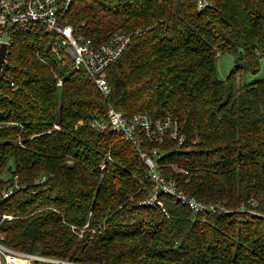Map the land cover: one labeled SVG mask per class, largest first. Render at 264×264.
<instances>
[{"label":"trees","instance_id":"trees-1","mask_svg":"<svg viewBox=\"0 0 264 264\" xmlns=\"http://www.w3.org/2000/svg\"><path fill=\"white\" fill-rule=\"evenodd\" d=\"M209 2L70 0L63 16L94 45L142 29L104 69L106 96L55 34L12 36L0 71V187L11 174L27 185L0 198L11 215L3 244L65 264H264V76L236 86L264 57V0ZM223 52L234 64L218 79ZM108 104L175 116L184 141L157 145L159 169L215 210L194 214L163 193L161 206L141 203L151 183L136 148L89 123Z\"/></svg>","mask_w":264,"mask_h":264},{"label":"built area","instance_id":"built-area-1","mask_svg":"<svg viewBox=\"0 0 264 264\" xmlns=\"http://www.w3.org/2000/svg\"><path fill=\"white\" fill-rule=\"evenodd\" d=\"M69 3L70 0H0V44L7 45V52L12 36L17 32L38 29L55 34L58 39L54 43L66 52L75 67L85 69L101 94L106 96L109 86L103 75L104 69L120 56L130 37L139 34L142 29L135 27L130 31H114L105 42L94 45L89 37L74 33L71 24L63 16ZM210 4L209 0H195L197 9ZM10 84L12 85V82ZM89 123L97 129L119 131L121 136L136 148L151 183L149 194L140 201L141 203L161 206L158 195L163 193L185 204L194 214L202 208L215 210L212 204L204 205L186 193L173 177L164 175L159 169L157 145L170 140L178 147L184 141L175 116L169 113L152 116L146 111L125 115L120 109L110 105L107 106L105 115L94 116ZM143 143L149 146L144 148ZM172 167L176 169L175 166ZM178 170L186 173L183 168ZM46 177L41 174L33 179L32 183H43ZM26 185L25 182H19L16 174H11L4 179L0 187V198H6L14 190ZM4 218H11V215L0 214V222ZM34 261L68 263L36 252L13 249L0 241V264H31Z\"/></svg>","mask_w":264,"mask_h":264},{"label":"rangeland","instance_id":"rangeland-1","mask_svg":"<svg viewBox=\"0 0 264 264\" xmlns=\"http://www.w3.org/2000/svg\"><path fill=\"white\" fill-rule=\"evenodd\" d=\"M233 64H234V56L232 54L228 52L217 53L215 58V76L218 79L225 78L226 74L233 66ZM262 76H264V57H261L259 60V69L255 73H252L250 71H244L241 75V78L237 82L236 86L260 78ZM107 106H110V104H108ZM158 153L160 155L164 152L159 151ZM4 174L5 172L2 173V177L5 176Z\"/></svg>","mask_w":264,"mask_h":264},{"label":"water","instance_id":"water-1","mask_svg":"<svg viewBox=\"0 0 264 264\" xmlns=\"http://www.w3.org/2000/svg\"><path fill=\"white\" fill-rule=\"evenodd\" d=\"M7 45L5 43L0 44V71L4 62Z\"/></svg>","mask_w":264,"mask_h":264}]
</instances>
